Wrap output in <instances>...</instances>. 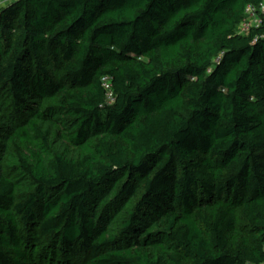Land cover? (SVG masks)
Instances as JSON below:
<instances>
[{
    "label": "trees",
    "instance_id": "obj_1",
    "mask_svg": "<svg viewBox=\"0 0 264 264\" xmlns=\"http://www.w3.org/2000/svg\"><path fill=\"white\" fill-rule=\"evenodd\" d=\"M263 1L1 7L0 264H264Z\"/></svg>",
    "mask_w": 264,
    "mask_h": 264
},
{
    "label": "built area",
    "instance_id": "obj_2",
    "mask_svg": "<svg viewBox=\"0 0 264 264\" xmlns=\"http://www.w3.org/2000/svg\"><path fill=\"white\" fill-rule=\"evenodd\" d=\"M264 23V1L260 5H249L245 18L240 25L239 32L248 34L252 28L260 27Z\"/></svg>",
    "mask_w": 264,
    "mask_h": 264
},
{
    "label": "rangeland",
    "instance_id": "obj_3",
    "mask_svg": "<svg viewBox=\"0 0 264 264\" xmlns=\"http://www.w3.org/2000/svg\"><path fill=\"white\" fill-rule=\"evenodd\" d=\"M11 1H14V0H1L0 2V8L5 6L6 4L10 3Z\"/></svg>",
    "mask_w": 264,
    "mask_h": 264
}]
</instances>
